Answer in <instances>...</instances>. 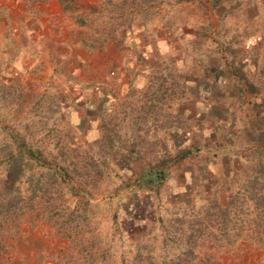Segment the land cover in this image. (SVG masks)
<instances>
[{
    "label": "rangeland",
    "instance_id": "rangeland-1",
    "mask_svg": "<svg viewBox=\"0 0 264 264\" xmlns=\"http://www.w3.org/2000/svg\"><path fill=\"white\" fill-rule=\"evenodd\" d=\"M0 206V264H264V0H0Z\"/></svg>",
    "mask_w": 264,
    "mask_h": 264
},
{
    "label": "trees",
    "instance_id": "trees-1",
    "mask_svg": "<svg viewBox=\"0 0 264 264\" xmlns=\"http://www.w3.org/2000/svg\"><path fill=\"white\" fill-rule=\"evenodd\" d=\"M146 3V1H144V3L143 4H145ZM102 127H105L104 128V137L106 136L108 139H110V131H108V129H107V127L106 126H103L102 125ZM102 137H103V134H102ZM188 154H190V152L187 150V151H183V150H180L179 152H177L176 154H175V156H174V158H172V160L171 161H178V160H180L181 158H183V157H185V156H187ZM66 158H68V160H69V164H71L72 166H74L75 167V169H68V166H64V167H61V170H62V173L64 174V175H66V176H68L69 177V173H70V171H72V172H75L76 170H78V168L76 167V163H74L73 161H72V159L68 156V157H66ZM168 161H166V163H167ZM164 161L163 162H161V163H158V164H156L154 167H150V175H151V177H150V180L149 181H146V183L145 184H147L148 185V187L149 188H147L148 190H150V192L151 191H157L158 190V188H159V185H160V183L162 182V180L164 179ZM68 165V164H67ZM74 167H72V168H74ZM83 170V169H82ZM86 173V171H84L83 173H81V174H85ZM259 173H261V172H259ZM79 175V174H78ZM261 175H262V173H261ZM38 180L39 179H35L34 180V182H35V184L34 185H32L31 186V189H32V193H30L32 196L31 197H29V199L31 200L32 198H33V195H34V193L35 192H37V191H39V190H41V186L40 185H38L39 183H38ZM9 206H11L10 204L9 205H7V206H4V209H8L9 210ZM3 206H0V208H2Z\"/></svg>",
    "mask_w": 264,
    "mask_h": 264
},
{
    "label": "crops",
    "instance_id": "crops-1",
    "mask_svg": "<svg viewBox=\"0 0 264 264\" xmlns=\"http://www.w3.org/2000/svg\"><path fill=\"white\" fill-rule=\"evenodd\" d=\"M232 51H233V50H232ZM235 51H236L237 53L235 54L234 61H237V63H238V61H239V59H240V55H239V54H240L241 51H246L245 54L248 53L246 49H242V50H241V49H237V48H236ZM233 52H234V51H233ZM245 54L242 53L241 55H245ZM243 59H245V57H243ZM243 66H245L244 63H242V67H243ZM243 69H244V68H241V70H243ZM233 78H234L236 81L238 80L236 77H231V79H233Z\"/></svg>",
    "mask_w": 264,
    "mask_h": 264
}]
</instances>
